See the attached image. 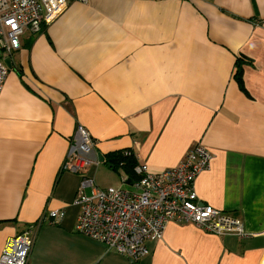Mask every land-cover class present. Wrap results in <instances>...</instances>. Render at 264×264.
<instances>
[{
    "label": "crops",
    "instance_id": "0c3cea01",
    "mask_svg": "<svg viewBox=\"0 0 264 264\" xmlns=\"http://www.w3.org/2000/svg\"><path fill=\"white\" fill-rule=\"evenodd\" d=\"M21 42L0 95V258L33 227L28 264H264V0H75ZM79 125L94 157L155 171L203 145L198 201L247 236L170 223L134 262L79 234L74 200L105 165L61 171Z\"/></svg>",
    "mask_w": 264,
    "mask_h": 264
},
{
    "label": "built area",
    "instance_id": "2783aa9c",
    "mask_svg": "<svg viewBox=\"0 0 264 264\" xmlns=\"http://www.w3.org/2000/svg\"><path fill=\"white\" fill-rule=\"evenodd\" d=\"M75 0H0V95L10 69L5 60L21 49L22 37L39 34L52 24ZM86 3L87 0H79ZM96 141L84 126H77L61 171L84 174L91 166H101L94 157ZM211 153L203 145L190 149L175 168L155 171L138 164L132 179L134 192L123 188L95 186L91 195L80 190L74 205L80 212L77 232L110 250L139 262L150 255L148 245L163 239L170 223L192 224L208 232L247 236L241 221L203 205L195 190L196 178L211 167ZM52 212V218L63 214ZM33 227L10 239L0 264H28L34 244Z\"/></svg>",
    "mask_w": 264,
    "mask_h": 264
},
{
    "label": "trees",
    "instance_id": "16d2710c",
    "mask_svg": "<svg viewBox=\"0 0 264 264\" xmlns=\"http://www.w3.org/2000/svg\"><path fill=\"white\" fill-rule=\"evenodd\" d=\"M244 70L240 60L236 62V73L235 80L239 84L240 88L245 91ZM105 166H107L111 171L119 173L123 172L124 177L134 178V171L136 166L139 164L136 155L131 151H123L119 153H113L106 157Z\"/></svg>",
    "mask_w": 264,
    "mask_h": 264
},
{
    "label": "rangeland",
    "instance_id": "374dc122",
    "mask_svg": "<svg viewBox=\"0 0 264 264\" xmlns=\"http://www.w3.org/2000/svg\"><path fill=\"white\" fill-rule=\"evenodd\" d=\"M102 171H100L96 177L100 182H103L102 184L100 183L102 188H107V187H115V188H123L124 190L134 192L135 189L132 186H129L125 183H123L122 178L124 177L123 172H113L111 171L107 166L102 165L101 166Z\"/></svg>",
    "mask_w": 264,
    "mask_h": 264
},
{
    "label": "water",
    "instance_id": "95a60500",
    "mask_svg": "<svg viewBox=\"0 0 264 264\" xmlns=\"http://www.w3.org/2000/svg\"><path fill=\"white\" fill-rule=\"evenodd\" d=\"M5 62H6V64H7V66H8V68H9L10 70H12V69H13V58L8 57V58H6ZM100 159H101V158H100ZM100 161H101V163H102V162H104V159H101ZM127 185H129V186H132V185H133V181H132V179H128V180H127Z\"/></svg>",
    "mask_w": 264,
    "mask_h": 264
}]
</instances>
